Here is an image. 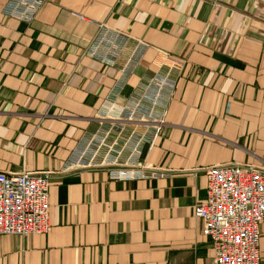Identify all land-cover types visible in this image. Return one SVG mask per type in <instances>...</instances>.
<instances>
[{
  "label": "crops",
  "instance_id": "1",
  "mask_svg": "<svg viewBox=\"0 0 264 264\" xmlns=\"http://www.w3.org/2000/svg\"><path fill=\"white\" fill-rule=\"evenodd\" d=\"M6 6L0 173L50 172L51 210L46 233L0 236V264H211L194 214L205 169L264 163V0H44L32 22ZM163 78L174 87L154 109L166 125L153 143L152 122L127 108L136 97L147 113ZM133 132L146 136L137 159ZM114 161L164 176L112 180Z\"/></svg>",
  "mask_w": 264,
  "mask_h": 264
},
{
  "label": "built area",
  "instance_id": "2",
  "mask_svg": "<svg viewBox=\"0 0 264 264\" xmlns=\"http://www.w3.org/2000/svg\"><path fill=\"white\" fill-rule=\"evenodd\" d=\"M44 5V0H7L6 15L20 21L32 22ZM83 20L80 15H76ZM102 35L92 45V55L104 47L107 27L99 26ZM106 44H108L106 42ZM117 41L106 45L102 61L115 64ZM156 94L148 103L151 107L143 114V102L134 97L128 102V120L151 121L154 126L153 143L166 125V110L156 117L162 91L172 89L169 79L155 81ZM145 135L133 132L126 146L137 159ZM131 144V145H130ZM95 154H92V157ZM110 178L116 181H134L163 177L164 171L139 161L121 164L108 163ZM105 165V164H104ZM207 198L194 208L195 216L203 225L202 235L214 246L211 264H260L261 226L264 223V163L218 164L205 169ZM51 173L47 171L0 173V236L26 237L44 234L50 227Z\"/></svg>",
  "mask_w": 264,
  "mask_h": 264
}]
</instances>
